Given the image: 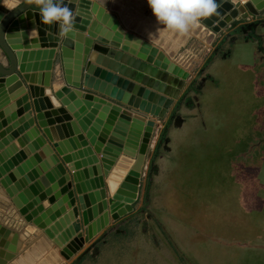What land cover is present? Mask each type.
<instances>
[{"label":"crops","instance_id":"obj_1","mask_svg":"<svg viewBox=\"0 0 264 264\" xmlns=\"http://www.w3.org/2000/svg\"><path fill=\"white\" fill-rule=\"evenodd\" d=\"M90 1L98 2L108 13L98 20L104 27H98L100 32L104 31L98 35L108 38L109 43H98L88 31H83L84 50L89 55L93 51L98 53L94 64L138 83L130 90L123 89L129 95L131 110L144 114L145 120H155L148 142V146L152 145L153 132L162 126L160 118H164L162 114L168 113L175 101L182 80L156 67L152 61L161 59L162 53L180 65L178 51L195 35V27L184 36L168 30L158 24L146 0ZM4 9L9 10L0 4V10ZM75 12L87 16L77 8ZM92 14L95 19L97 14ZM8 35L10 39L14 37L12 47L20 51V71L0 76V247L8 249L9 244L15 245L14 256L5 264H64L67 258L55 240L60 239L59 235L53 236L47 231L65 212L74 205L79 206V195H88L91 209L85 211L83 217L80 213L83 223L77 231H82L83 236L93 221L101 219L110 224L127 216L135 204L125 197L109 193L101 165L105 141L119 113L114 111V104L119 106L124 102H111L108 97L89 89L84 98L91 105H87L81 95L68 99L69 105L62 103L63 98L56 95L58 85L55 78L61 72L65 73L62 62H69L68 70L74 78L79 52L73 44H66L71 53L64 60L61 54L64 36L59 34L57 24H42L37 10L29 9L18 16L10 25ZM95 42L99 44L97 48H94ZM1 58L6 64V58ZM28 84L52 88L54 96L71 116L74 133L59 138L58 148L53 145V136L57 135L55 127L59 123L49 125L45 123L49 117L43 115L57 107H53L49 94L40 97L44 107L42 111H36ZM26 94L29 98L24 100ZM62 94L66 96L64 92ZM75 100L80 101L79 105ZM145 124L138 120L133 122L125 143L127 153H138ZM53 127L54 130L51 129ZM68 164H73L74 169H70ZM69 178L72 197L69 189L64 188ZM12 208L16 211L13 212ZM66 229L63 227V231ZM92 239L85 242L81 250Z\"/></svg>","mask_w":264,"mask_h":264},{"label":"rangeland","instance_id":"obj_2","mask_svg":"<svg viewBox=\"0 0 264 264\" xmlns=\"http://www.w3.org/2000/svg\"><path fill=\"white\" fill-rule=\"evenodd\" d=\"M256 16L260 17L258 13L249 14L246 20ZM262 34L264 37V30ZM220 37V33H214L200 21L195 26V35L179 49L180 66L189 71V75L183 79V85L168 113L160 118L162 124L169 118L175 102L187 91L193 78L199 71L205 72V66ZM222 75L227 78V83H224L223 88L219 87L220 91L216 92L208 110L207 104L205 106L208 126L198 128L187 124L178 131V139L184 149L186 145L192 149L191 153L196 154L197 168L193 172L187 168L190 172L188 177H192L190 186L197 184L196 181L202 182L200 190L191 198L194 202L189 198L195 217L184 214L185 209L188 210L186 205H189L185 203L184 196L180 202H175L173 192L169 191L161 202L157 199L154 203L153 197L152 200L148 198L152 204L145 201V190L141 192L140 188V195L130 213L111 221L114 223L112 225L123 228L122 223L119 224L120 220L145 214V203L148 217L176 220L180 223L176 228H185L190 234L187 240L179 239L184 243L182 245L177 241V235H172L164 225V231L170 235L174 245H163L166 246L163 250L167 254L158 249L159 254L173 260V264H264V251L258 249L264 248V237L259 236L257 239L253 233L258 224L264 226V52L260 48L253 50L251 57L246 56L244 60L231 64L228 72ZM162 127L153 132L149 149H154ZM242 142L245 144L241 145ZM220 148L233 150L231 153H222L218 160L215 159V152ZM149 159L144 161L142 170L143 189ZM194 179L196 181L192 182ZM182 194L187 197V194ZM166 199L169 203H166ZM181 206L185 208L179 211ZM181 214L189 221L180 219ZM143 224L136 228L138 232H143V229L146 231L147 225L148 228L161 231L158 225L155 227L148 219ZM139 239L136 244L130 238L124 243V239L120 242L113 236L103 246L98 257H89L82 264H139L140 258L147 260L152 257L155 249L152 243L147 245L143 238ZM190 251L191 255L188 256ZM78 254L65 260L64 264H71ZM159 261L161 264H170L163 258Z\"/></svg>","mask_w":264,"mask_h":264},{"label":"water","instance_id":"obj_3","mask_svg":"<svg viewBox=\"0 0 264 264\" xmlns=\"http://www.w3.org/2000/svg\"><path fill=\"white\" fill-rule=\"evenodd\" d=\"M64 3H66L73 12L75 8H77L78 11L87 13V16H83L80 12H75L73 29L69 34L64 35L62 40L63 44L61 46V54L64 60L66 59V55L71 53L70 48L66 46V44H73L78 49L79 54H77L78 62L74 78H72L70 71L68 70L69 62H62L65 73L61 72L55 78V84L58 85L56 95L63 98V104L69 105L68 99H74L75 95H81L84 98L86 91L92 89L93 91L108 97L110 99L109 101L111 102L114 100L118 102H124L125 105L123 103H121L119 106L114 104V111L118 110L119 113L117 115L116 121L114 122V126L112 127L110 134L105 141L106 147L101 155V165L104 170L106 186L109 193L114 196L117 195L125 197V199L129 200L131 203H134L140 194V186L142 183L141 176L144 161L146 158L151 157L153 152V148L152 150L148 148V142L155 126V120L151 118H147V120H145L146 117L144 114H138L131 110L132 107L129 105V95L124 92L123 88L130 90L131 87H134V85L138 84L137 82H133L129 78L94 64L93 61L97 60L98 53L93 51L89 55V52L87 54V50H84L83 31H88L89 36L96 38L98 43H109L108 38L101 36L104 33L102 29V34L98 35L101 33L98 29V27L100 28L101 26V24L98 23V20L108 16V13L104 11V8H102L98 2H91L90 0H64ZM17 4L18 5L13 9H4L3 11L0 10V55L4 56L7 60L6 64H4L0 56V76H10L17 74L20 71V51L12 47V40L8 37V29L18 16L29 9H33L32 7L34 3H30L28 5L25 3V0H22ZM218 5L219 7L217 9V15L201 19V22L204 25L211 28L214 33L218 34H221L228 28H231L230 32L241 28L243 25H245L243 21L246 20V16L249 14L255 15L258 13L259 15H264V0H218ZM92 12L97 14L95 19L92 17ZM101 28L104 27L101 26ZM106 36L109 37L108 35ZM72 38L74 39V42L72 41ZM98 43H94V48L98 47ZM140 57H142V55H140ZM160 58L161 59L152 61L153 65L181 77L182 80H180V86L182 87L183 79L188 77L189 72L162 53H160ZM28 88L32 95V100L36 111L40 112L42 111V107H44V105L41 104L40 97L49 94V98L53 107H57L51 111H45L43 115L45 117H49L46 119L45 123H48L49 125H52L56 122L59 123L56 125V127L54 126L57 131V135L54 134L53 136L55 139L53 145L54 147L58 148L59 144L57 140H59V138L63 139L65 136L74 133L70 122L71 116L67 113L66 108L62 106L63 104L54 96L52 88L38 87L32 84H28ZM62 92H64L66 96H64ZM124 93L125 96L123 97ZM184 93L182 94L183 96L185 95ZM182 95L179 100L175 102V106H177L180 100L183 98ZM28 98L29 94H26L23 99L27 100ZM85 102L87 105H91V102L86 99ZM79 103V100H75L76 105H79ZM60 113L62 115H60ZM53 115L55 117H53ZM162 115L164 116L165 114ZM135 120L140 122L142 121L146 124L142 134L138 153L134 151L135 153L132 152L130 154L127 153L125 143L127 135L131 131L132 124ZM38 121L41 124H44V122H42L40 119H38ZM64 121L68 122L65 123ZM54 127L51 129L54 130ZM42 138L44 139V137ZM109 151V154L112 153L111 155L108 154ZM59 152H61V150ZM68 167L70 169H74L73 164H68ZM67 181L68 182L64 188L69 189V196L72 197L73 190H70L72 181L70 178L67 179ZM103 192L104 188H102V193ZM78 200L79 206L74 205L68 212H65V214L60 217L59 220L56 221L55 224L47 231L53 236H55L54 234L59 235L60 239L58 240L55 238V240L62 248V255H64V257L67 259H70L74 254L80 251L84 244H86L85 242L92 239L102 229L107 230L109 226L108 222L98 219V221L95 220L89 224L86 230V236H83L82 231H77L83 223V220L80 218V213L83 217L86 214L85 211H91V209H89L90 202L88 200L87 194L79 195ZM133 207L134 204H132L130 207L131 210ZM59 210L60 209H58L56 212ZM80 210H82V212H80ZM92 214L93 213L91 212V216ZM63 227H67V229L63 231ZM73 235L74 237L71 238ZM7 248L8 249L0 247V264H5L6 261L14 256L15 245L9 244ZM73 263L75 262H72V264Z\"/></svg>","mask_w":264,"mask_h":264},{"label":"flooded vegetation","instance_id":"obj_4","mask_svg":"<svg viewBox=\"0 0 264 264\" xmlns=\"http://www.w3.org/2000/svg\"><path fill=\"white\" fill-rule=\"evenodd\" d=\"M243 22L245 25L241 28L233 32H230L231 28H228L220 34L221 37L215 44L216 46L212 52L213 54L205 66V72L199 71L193 78L187 91L184 93L185 95H182L183 98L177 106H173L169 118L163 122L161 133L159 134V138L149 159L144 189L142 188L144 185L143 182L140 186L141 192L145 190V201H148V198L152 200L151 197H153L154 203L157 202V199H160L161 202L165 194L172 191V197L176 199L174 200L175 202H180V199L184 196L183 199L185 203H189V198L191 199L192 196L194 198L195 194L200 190L202 182L196 181V178L192 182L196 181L195 183L197 184H193L191 187V182L189 181H191L190 178L192 177H188L190 174L189 171L193 172L197 168V163L195 161L196 154L191 153L192 149L186 145L184 149V145H182L178 139V131L185 128L187 124L194 125L198 128L203 126L204 128L207 127L208 124L206 123V119L208 112H205V106L207 104L208 110L210 103L212 105V99L216 97V92L220 91L219 87L222 86L223 88V85H225L224 83H227V78L222 74L228 72L231 64L237 63L239 60H244L246 56L251 57L253 50L260 48L264 52V47L262 46L264 42L262 34L264 30V16H256L249 21L245 20ZM221 91H223V89ZM174 134L176 135L175 137ZM202 144L201 142V145ZM244 144V142L241 143V145ZM231 150L233 149L225 151L223 148H220L216 150L215 159L219 160L222 153L227 154L229 151L231 153ZM187 168H189V171ZM205 168H207V166ZM205 172L208 175L207 177H209L207 169H205ZM186 188L188 189L186 190ZM182 193L187 194V197ZM192 199L191 202H194ZM166 203H169L168 199H166ZM170 203L172 204V202ZM146 204L147 203H145L144 206L145 214L142 216L125 217L120 220L119 224L122 223L121 227L123 228L116 227L112 225L114 223H110L107 230H104L96 238L92 239V241L79 252L72 260V262H75L73 264H82V262L86 261L89 257H98L100 253H102L103 246H106L109 239L113 236L119 239V241L124 239V243L130 238V240L136 244V242H139V238H143V241L147 243V245L150 243L154 245L155 249L152 257H149L147 260L140 258L139 264H161L159 259L161 260L162 258L170 264H173V260L164 258L158 252V249L163 250L166 248V246L163 245H174L170 235L164 231V225L172 235H177L176 239L178 242H181L182 245L184 243L180 240H187L190 234L187 233L185 228L177 229L176 226L180 223L176 220H170L165 217H148ZM186 206L188 210L185 209L184 214L195 217V214L192 213L194 209L190 203ZM181 208L184 209L185 207L181 206L179 211H181ZM184 214H181L182 216H180V219L189 221ZM158 216H160V214ZM147 219L151 221V224L154 223L155 227L158 225L161 231H155L150 227L148 228L147 225V232L144 231V229L143 232H138V226L144 225L143 223H145ZM165 219H167L168 222H165ZM253 233L256 235L255 238L258 239L259 236L263 238L264 226L262 224L259 226L258 224ZM258 249L264 251V248ZM164 252L167 254L166 250ZM190 255L191 251L188 253V256ZM187 264L190 263L187 262Z\"/></svg>","mask_w":264,"mask_h":264},{"label":"clouds","instance_id":"obj_5","mask_svg":"<svg viewBox=\"0 0 264 264\" xmlns=\"http://www.w3.org/2000/svg\"><path fill=\"white\" fill-rule=\"evenodd\" d=\"M158 24L180 35H186L202 18L217 15L218 0H146ZM34 3L42 24H57L59 34L67 35L74 25L75 13L64 0H25ZM8 9L15 8L16 0H0Z\"/></svg>","mask_w":264,"mask_h":264},{"label":"trees","instance_id":"obj_6","mask_svg":"<svg viewBox=\"0 0 264 264\" xmlns=\"http://www.w3.org/2000/svg\"><path fill=\"white\" fill-rule=\"evenodd\" d=\"M33 9H36V6H35V4L33 5V7H32ZM37 10V9H36Z\"/></svg>","mask_w":264,"mask_h":264},{"label":"bare ground","instance_id":"obj_7","mask_svg":"<svg viewBox=\"0 0 264 264\" xmlns=\"http://www.w3.org/2000/svg\"><path fill=\"white\" fill-rule=\"evenodd\" d=\"M13 34V33H12ZM14 39V37L11 39V40H13ZM14 41V40H13Z\"/></svg>","mask_w":264,"mask_h":264}]
</instances>
